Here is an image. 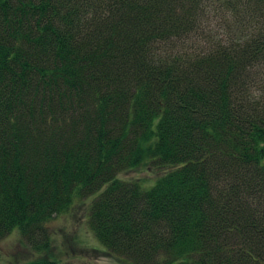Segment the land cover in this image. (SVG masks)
<instances>
[{
	"label": "trees",
	"instance_id": "obj_1",
	"mask_svg": "<svg viewBox=\"0 0 264 264\" xmlns=\"http://www.w3.org/2000/svg\"><path fill=\"white\" fill-rule=\"evenodd\" d=\"M96 193L131 264H264V0H0V240Z\"/></svg>",
	"mask_w": 264,
	"mask_h": 264
},
{
	"label": "rangeland",
	"instance_id": "obj_2",
	"mask_svg": "<svg viewBox=\"0 0 264 264\" xmlns=\"http://www.w3.org/2000/svg\"><path fill=\"white\" fill-rule=\"evenodd\" d=\"M211 25L214 33H220ZM215 27V28H214ZM169 167L145 161L120 174L125 181H139L144 187L153 186ZM75 197L71 208L48 223L50 245L39 251L31 247L15 230L0 240V264H41L55 260V264H131L124 258L110 254L99 242L89 224L90 206L98 196Z\"/></svg>",
	"mask_w": 264,
	"mask_h": 264
}]
</instances>
